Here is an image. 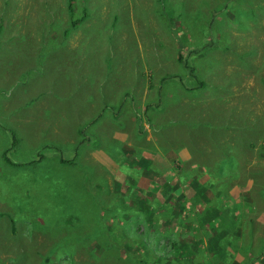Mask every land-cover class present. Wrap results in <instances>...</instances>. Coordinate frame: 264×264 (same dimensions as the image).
<instances>
[{"label":"rangeland","instance_id":"obj_1","mask_svg":"<svg viewBox=\"0 0 264 264\" xmlns=\"http://www.w3.org/2000/svg\"><path fill=\"white\" fill-rule=\"evenodd\" d=\"M83 8L87 17L77 22ZM0 23V264H132L141 242L149 245L142 264H160L169 239L205 241L207 222L196 213L204 204L177 218L174 235L146 234L123 187H152L133 164L139 156L151 158L158 172L173 169L176 159L185 163L181 170L204 168L201 148L215 159L203 138L210 123L264 118V0H0ZM180 52L206 81L202 90L184 88L189 70ZM167 73L175 77L160 88ZM157 98L164 105L148 116L146 106ZM261 134L246 161L256 173L264 170ZM60 155L76 158L69 163ZM238 175L220 201L224 216L233 205L246 213L252 190L264 186V177ZM180 181L192 198L193 181ZM149 200L163 205L166 195L160 189ZM255 207L258 247L264 203ZM121 212L128 216L117 222ZM197 249V259L178 253L176 264L205 261ZM234 253L224 264L246 262Z\"/></svg>","mask_w":264,"mask_h":264},{"label":"trees","instance_id":"obj_2","mask_svg":"<svg viewBox=\"0 0 264 264\" xmlns=\"http://www.w3.org/2000/svg\"><path fill=\"white\" fill-rule=\"evenodd\" d=\"M87 8H83L85 11ZM73 10V9H72ZM87 17V10L85 14L79 17L77 20H83ZM74 23L76 21L74 20ZM1 28V23H0ZM68 32V31H66ZM1 36V31H0ZM206 40V37H205ZM211 46V44H209ZM197 46H194V48ZM179 60L182 65L189 71L187 72V77L182 80L183 86L186 90L192 91L195 93L198 90H202L206 86V81L199 76V73L196 70V67L191 64L187 56L180 52ZM174 78L175 76H171L168 73L164 75L160 80V88L161 85L167 82L169 79ZM187 78V81H186ZM131 93H125V96H130ZM121 105L118 107L119 110H122ZM164 105L162 103V98H157L155 100L150 101L146 106V113L150 116V113L153 108H160ZM121 108V109H120ZM264 118L255 117L254 119H249L246 123L240 125L234 123V125H223V122L220 123H210L207 132H204L203 138L206 141L210 142V146L212 151L215 152V159L208 160V149H200L197 155L201 156L202 162L204 164L203 167L196 168H187L185 169L181 167L185 164H182V161L176 159V163L173 165V169L169 170L166 173L165 181L163 180L155 181V177H158L160 174L156 171L153 162L144 157L139 156V159L135 160L133 164L143 169V174L145 176L150 177L152 179V187L150 189H145L142 187H123L126 192V197L129 200V207L133 208V211L138 214L141 213L145 222V233L147 234V229H151V231H162L166 233V236L174 235L173 228L178 223L181 225L182 223L178 221L181 219L182 214L187 216L192 215V209H195L200 205L204 204L201 208V211H197L198 217H200L204 222H207V225H204V232H206V240L204 241L202 238H189L187 235H179L178 240L169 239V243L172 247H164V250L167 251V259L160 262V264H176L177 261H182L178 253L182 254V257H187L190 261L197 259L195 256L199 249L197 247H201L207 257L206 260L200 261L196 260V264H221L226 263L227 257L230 253L227 250V246L231 245L236 250H239L242 254H244L246 261L243 264H259L261 257L264 256V237L261 238L260 246L257 247L258 242L253 239V236L256 233V217L254 215H250V213L256 211L255 203H264V186L259 183L252 190L253 194L248 198L249 208L246 213L241 212V208L237 205H233L229 210L228 216H223L222 206L225 202H220L222 199L228 200L229 195L225 191L226 188H229V185L226 186L228 181H238V174L249 173L256 181H261L264 177V170H259L258 173L253 171V167L249 165L248 160L249 149H253L256 146V142H254V138H260L263 136L261 131L264 133ZM93 120L92 122H94ZM89 123V127L92 124ZM243 125V126H242ZM1 126V123H0ZM216 127V128H213ZM230 127H236V133H227ZM241 127V128H240ZM88 128V125L82 126L78 132L80 137L83 135L84 130ZM215 129V130H214ZM145 128L143 125H139V132L142 134ZM249 131V136H245V131ZM257 131V133H256ZM260 134L258 137L254 135ZM87 141V136H85ZM227 139V140H226ZM241 144V145H238ZM74 146V145H72ZM239 149H243L241 153L238 152ZM74 156L77 154V150H74ZM262 153L260 156L264 157V145L261 147ZM73 153V152H72ZM135 153V152H134ZM62 161H66L69 163H73L76 157H72L70 159H65L62 155H60ZM224 158L228 159L225 160ZM8 159V157H7ZM121 160V159H120ZM244 160L245 162H243ZM35 161V160H34ZM33 161V162H34ZM235 163V164H231ZM127 163V161H126ZM201 163V162H199ZM237 163V164H236ZM128 165H133L127 163ZM240 164L242 166H240ZM177 165V166H175ZM181 171L180 177L176 174V172ZM257 171V170H256ZM203 174H207L206 180H201V176ZM189 178L192 180V187L195 190V193L192 195V198L187 197V195L183 191V185L181 184L180 178L182 177ZM115 185V191L117 192L118 197L123 198V195L120 193L122 183L117 182ZM95 185V186H94ZM91 188L94 190H103L104 187L94 184ZM243 186L242 184H240ZM162 190V193L166 195V202L161 205H155L150 202L149 197H152L155 194V191ZM109 191V190H108ZM205 195L201 201H199V197ZM97 197V194L94 198ZM220 202V203H219ZM161 205V206H160ZM122 215H118L116 217V221L120 222L121 216H128V213ZM244 215V217H243ZM177 216V217H176ZM247 218L246 220L244 218ZM178 218V219H177ZM242 221V222H241ZM242 223V224H241ZM246 223V224H245ZM142 227V226H140ZM150 232V231H149ZM142 232V234H145ZM113 234H116L114 231ZM141 234V235H142ZM118 238L120 235L117 233ZM243 235H248V240H244L242 244L239 243V239L243 237ZM255 242V243H254ZM112 243V242H110ZM109 243V245H111ZM113 244V243H112ZM146 244V242H145ZM143 242L137 245L135 250L137 249V253L131 254L132 264H142L145 259V254H148L149 249L148 246ZM73 253V252H72ZM155 253V252H154ZM223 256V258H220ZM158 259H161L162 256L156 255ZM217 259V260H216ZM216 260V261H215ZM106 263V260L104 261ZM264 263V259H262Z\"/></svg>","mask_w":264,"mask_h":264},{"label":"crops","instance_id":"obj_3","mask_svg":"<svg viewBox=\"0 0 264 264\" xmlns=\"http://www.w3.org/2000/svg\"><path fill=\"white\" fill-rule=\"evenodd\" d=\"M144 157H146V156H144ZM146 158H148V159H150L151 161H152V159L151 158H149V157H146ZM153 162V161H152ZM153 164H154V166H155V169H156V171H159L158 170V168H157V166L155 165V163L153 162ZM138 167V166H137ZM139 169H141V171H142V175L144 176V178H147V180L146 181H152V179H150V177H148V176H145L144 174H143V169L141 168V167H138ZM159 176L158 177H155V181L158 179V181H162L161 180V178H163L164 179V181H165V178H166V171L165 172H159ZM128 176V175H127ZM238 187H240V186H238ZM250 194H251V192H250ZM224 214V213H223ZM228 215H229V213H228ZM228 215H225V216H228ZM250 215H254V214H252V213H250ZM224 216V215H223ZM255 217H256V215H255ZM230 248H232V251L230 250ZM234 247L233 246H231V245H229V246H227V250H228V252L230 253V255L227 257V260H226V263H228V258L229 257H231L232 255L234 256L235 255V253H234ZM236 250V249H235ZM236 251H239V250H236ZM240 254V253H239ZM178 256V255H177ZM245 257V256H244ZM220 258H223V256H220ZM217 260V259H216ZM215 260V261H216ZM243 260V259H242ZM244 261V260H243ZM221 264H224V263H221ZM232 264H236V261H234L233 260V263Z\"/></svg>","mask_w":264,"mask_h":264}]
</instances>
